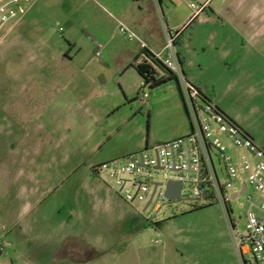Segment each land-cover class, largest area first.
<instances>
[{"label": "rangeland", "instance_id": "rangeland-1", "mask_svg": "<svg viewBox=\"0 0 264 264\" xmlns=\"http://www.w3.org/2000/svg\"><path fill=\"white\" fill-rule=\"evenodd\" d=\"M189 2L35 0L0 44V246L5 247L9 263L28 264L32 258L33 264L49 262L48 253L35 254L33 247H44L50 226L79 212L83 185L92 178L90 163L112 153L123 158L147 148L155 155V146L175 134L181 122L184 134L191 131L185 109H178L179 94L171 93L169 83L144 87L153 97L150 108L141 100L142 81L136 70L123 78L125 87L119 79L120 52L139 44L121 32L120 21L139 35L130 24L134 19L156 18L163 29L166 23L179 28L193 16ZM202 17L195 16L191 23L196 25ZM213 26L211 21L200 26L201 43H207ZM189 28L190 24L184 30ZM185 35L190 36V31ZM99 44L104 47L98 56ZM203 54L195 53L194 61L202 62ZM193 68L199 85L212 96V83L218 77L207 68ZM250 102L264 111V96ZM99 128L107 134L93 155L97 140L90 135ZM110 129L116 132L111 135ZM163 174L161 170L151 179L140 178L166 182ZM101 180L148 224L143 232L115 244L117 249L125 248L118 261L134 260L143 250L153 264H242L220 204L198 207L185 198L163 201L158 192L144 211L148 201L132 204L115 179L102 173ZM239 190L236 181L230 192ZM250 194L258 195L251 185L231 200L243 228ZM27 232L43 236L34 239ZM245 258L247 264H256L251 254Z\"/></svg>", "mask_w": 264, "mask_h": 264}, {"label": "crops", "instance_id": "crops-1", "mask_svg": "<svg viewBox=\"0 0 264 264\" xmlns=\"http://www.w3.org/2000/svg\"><path fill=\"white\" fill-rule=\"evenodd\" d=\"M191 1L202 7L199 15L203 14V17L196 25L192 22L190 28L184 30L178 40L177 50L183 60L185 75L188 80L200 86L199 79L193 73V67L198 65L200 69L207 68L213 72L218 79L212 83L214 94H207L208 97L264 149V111L257 102H250L264 96V0H222V5L217 0ZM158 3L161 5L162 0H158ZM208 21L214 26L210 29L207 43H201L198 31L200 32V26ZM130 24L140 32V36L152 51L159 52L163 49L164 29L156 18L149 21L134 19ZM187 31H190V36L185 35ZM142 49L138 44L137 48L120 52L122 57L119 79L123 85V78L132 70H136L134 67L127 68V63L138 55L141 56L140 61L146 58ZM197 52L204 53L202 62L194 61ZM141 81L140 92L144 83L142 77ZM167 83L171 93L179 94L178 109H185L177 82L169 80ZM140 97L142 102H146L151 108V94L145 101L142 94ZM183 123L181 122L180 129L175 134L163 137L161 144L186 135L183 133ZM115 132V129L108 130L111 135ZM92 133L91 138L95 135V141L97 140L90 152L94 155L103 146L107 132L99 128ZM119 157L120 155L112 153L100 161L90 163L92 178L83 185L85 192L81 198L79 212L60 221L58 226H50L44 237V247H33L35 254H49L50 260L44 264H54L57 260L68 264H153L145 259L143 250L136 253L134 260L118 261L125 248L117 249L115 244L129 239L138 231L143 232L148 225L132 212L129 204L121 200L112 187L101 180L102 173L96 169L99 164ZM27 233L29 235H23L32 236L34 239L43 236L36 237L33 233ZM106 242L110 243L104 246ZM5 252V247L0 246V264H15L14 260L8 262L4 256ZM107 255H112V259H107ZM35 260L32 258L28 264H33L31 262Z\"/></svg>", "mask_w": 264, "mask_h": 264}, {"label": "built area", "instance_id": "built-area-1", "mask_svg": "<svg viewBox=\"0 0 264 264\" xmlns=\"http://www.w3.org/2000/svg\"><path fill=\"white\" fill-rule=\"evenodd\" d=\"M34 1H1L0 44L7 39L9 32L21 21ZM189 5L193 16L182 27L171 28L166 23L165 44L159 52L152 51L136 31L121 21L120 30L128 39L138 41L142 48L153 52L178 77L191 131L155 146V155L150 154V149L147 148L104 162L96 169L115 179L119 191L132 204L149 202L154 182H157L142 181L140 177L151 179L163 170L166 182H183L180 199L190 200L198 207L214 203L223 207L242 264H247L246 254H251L254 263L264 264V149L237 122L220 112L212 100L208 101L207 92L202 87L186 77L177 44L185 27L202 11V7L195 1L189 2ZM103 47V44L98 45V56ZM145 86L143 83L141 88L144 101L150 97ZM236 181H240L241 190L230 192ZM166 182L157 186L151 203L158 192L163 201L169 200L165 195ZM129 185L135 187L134 192ZM250 185L258 195L256 198L252 194L248 196L249 206L245 212L243 228L239 219L234 216L231 200L243 194Z\"/></svg>", "mask_w": 264, "mask_h": 264}, {"label": "trees", "instance_id": "trees-1", "mask_svg": "<svg viewBox=\"0 0 264 264\" xmlns=\"http://www.w3.org/2000/svg\"><path fill=\"white\" fill-rule=\"evenodd\" d=\"M142 52L146 55V58L144 60L140 61L139 59L141 56L138 55L136 58L129 61L126 67L127 68L134 67L137 70V72L141 75V77L143 78L145 85H150L151 87L154 88L169 80H175L179 86L178 77L171 70H169L164 65V63L155 56L153 52H151L148 49H144V48L142 49ZM180 61L183 64V60L181 56H180ZM207 100L211 101V99L208 97H207ZM217 108L220 112L224 113L218 106Z\"/></svg>", "mask_w": 264, "mask_h": 264}, {"label": "water", "instance_id": "water-1", "mask_svg": "<svg viewBox=\"0 0 264 264\" xmlns=\"http://www.w3.org/2000/svg\"><path fill=\"white\" fill-rule=\"evenodd\" d=\"M163 182H154V188L152 190V194L150 197L149 202L147 203L146 207L144 208V211L147 210L148 206L150 205L156 191H157V186L158 185H163ZM165 195L166 197L171 200V201H177L180 200L181 198V191L183 188V182L182 181H177V180H169L166 182L165 186Z\"/></svg>", "mask_w": 264, "mask_h": 264}]
</instances>
